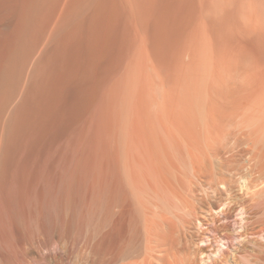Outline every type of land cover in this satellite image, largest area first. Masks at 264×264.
<instances>
[{
  "label": "rangeland",
  "instance_id": "374dc122",
  "mask_svg": "<svg viewBox=\"0 0 264 264\" xmlns=\"http://www.w3.org/2000/svg\"><path fill=\"white\" fill-rule=\"evenodd\" d=\"M129 46L82 125L0 183V264H114L128 246L133 264H227L263 241L264 195L242 205L240 186L259 144L232 115L249 88L218 80L208 50L203 69L195 56L168 70Z\"/></svg>",
  "mask_w": 264,
  "mask_h": 264
},
{
  "label": "bare ground",
  "instance_id": "6f19581e",
  "mask_svg": "<svg viewBox=\"0 0 264 264\" xmlns=\"http://www.w3.org/2000/svg\"><path fill=\"white\" fill-rule=\"evenodd\" d=\"M134 37L160 69L195 56L201 67L208 50L218 80L225 72L247 85L245 109L238 101L232 115L255 130L259 161L240 179L241 204L263 196L264 0H0V183L82 125ZM255 209L252 233L263 241L234 249L227 264H264V200ZM130 256L128 246L114 264H133Z\"/></svg>",
  "mask_w": 264,
  "mask_h": 264
}]
</instances>
